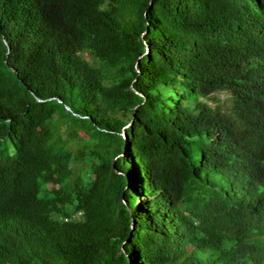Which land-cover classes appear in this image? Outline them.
<instances>
[{"label":"trees","instance_id":"16d2710c","mask_svg":"<svg viewBox=\"0 0 264 264\" xmlns=\"http://www.w3.org/2000/svg\"><path fill=\"white\" fill-rule=\"evenodd\" d=\"M0 264H264V0H0Z\"/></svg>","mask_w":264,"mask_h":264},{"label":"rangeland","instance_id":"374dc122","mask_svg":"<svg viewBox=\"0 0 264 264\" xmlns=\"http://www.w3.org/2000/svg\"><path fill=\"white\" fill-rule=\"evenodd\" d=\"M219 97L221 98V99H225V98H227L228 97V95L226 94V93H222V94H219ZM213 104H214V102H212ZM65 129H66V126H62V131L64 132L65 131ZM83 132L86 134L87 133V131L86 130H83ZM82 132V130L79 132V134H84ZM84 136V135H83ZM64 137H67V133L66 134H64Z\"/></svg>","mask_w":264,"mask_h":264},{"label":"water","instance_id":"95a60500","mask_svg":"<svg viewBox=\"0 0 264 264\" xmlns=\"http://www.w3.org/2000/svg\"><path fill=\"white\" fill-rule=\"evenodd\" d=\"M133 226H134V223L132 222V228H133Z\"/></svg>","mask_w":264,"mask_h":264}]
</instances>
